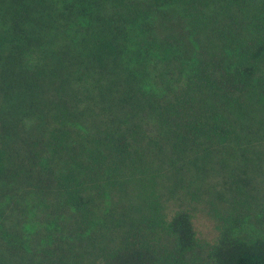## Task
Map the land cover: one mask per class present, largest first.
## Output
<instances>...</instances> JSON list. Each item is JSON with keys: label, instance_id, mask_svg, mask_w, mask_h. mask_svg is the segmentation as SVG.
I'll return each instance as SVG.
<instances>
[{"label": "trees", "instance_id": "obj_1", "mask_svg": "<svg viewBox=\"0 0 264 264\" xmlns=\"http://www.w3.org/2000/svg\"><path fill=\"white\" fill-rule=\"evenodd\" d=\"M0 264H264V0H0Z\"/></svg>", "mask_w": 264, "mask_h": 264}, {"label": "rangeland", "instance_id": "obj_2", "mask_svg": "<svg viewBox=\"0 0 264 264\" xmlns=\"http://www.w3.org/2000/svg\"><path fill=\"white\" fill-rule=\"evenodd\" d=\"M196 224L203 250H207L208 247L214 242L216 236L212 224L204 217L198 219Z\"/></svg>", "mask_w": 264, "mask_h": 264}]
</instances>
